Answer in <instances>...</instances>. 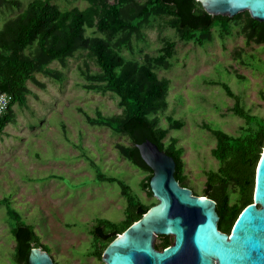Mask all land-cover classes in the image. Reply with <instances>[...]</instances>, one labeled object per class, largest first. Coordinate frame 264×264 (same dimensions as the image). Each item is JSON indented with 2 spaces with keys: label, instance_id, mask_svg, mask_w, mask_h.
<instances>
[{
  "label": "rangeland",
  "instance_id": "374dc122",
  "mask_svg": "<svg viewBox=\"0 0 264 264\" xmlns=\"http://www.w3.org/2000/svg\"><path fill=\"white\" fill-rule=\"evenodd\" d=\"M18 1L19 6L0 5V24L29 0ZM52 2L61 8L88 5L86 0ZM166 40L175 41V46L171 66L156 69L159 77L170 79L168 103L158 113L159 123L168 126V115L183 121L180 128L168 131L164 141L177 137L183 148L185 181L193 193L204 195L206 171L218 167L211 153L216 138L204 125L231 134H238L245 125L231 110L234 98L221 84L210 81L226 82L246 109L264 117V43L248 42L241 23L234 21L230 34L222 38L214 30L212 41L198 45L181 40L164 17H156L122 51L126 57L143 59L147 54L158 55ZM83 53L76 52L66 65L57 60L49 64L64 72L62 79L37 72L43 87L28 80L25 105H13L15 119L0 132V264H17L12 258V211L35 227L54 262L106 264L88 254L96 246L90 229L97 218L121 221L126 201L118 182L99 180L98 172L125 181L143 202L157 200L139 186L147 172L116 147L118 142L128 144V137L87 122L84 111L94 116L97 111L111 114L122 108L115 93L81 85L85 82L80 71ZM249 54L257 56L252 63L246 61ZM89 65L92 71L98 68L92 60ZM159 241L157 236L155 245Z\"/></svg>",
  "mask_w": 264,
  "mask_h": 264
},
{
  "label": "trees",
  "instance_id": "16d2710c",
  "mask_svg": "<svg viewBox=\"0 0 264 264\" xmlns=\"http://www.w3.org/2000/svg\"><path fill=\"white\" fill-rule=\"evenodd\" d=\"M86 1L88 5L84 8H61L52 0H29L21 11L0 24V92L12 96L0 113V132L15 119L13 105H25L30 91L28 80L43 87L44 83L35 77L37 72L62 79L64 72L50 68L49 64L57 60L66 65L68 58L84 51V65L80 66V71L85 82L81 85L101 93H115L122 108L120 112L111 114L97 111L94 116L84 111L87 122L107 126L113 132L128 137V144L118 142L116 147L122 156L147 172L139 181L140 188L147 194L153 195L149 184L153 170L136 146L146 139L174 157L175 176L181 185L189 187L185 181L182 146L175 136L164 141L168 131L180 128L183 121L168 115V126L164 127L160 125L158 116L168 103L170 79L159 77L156 69L171 66L169 58L175 41L166 40L158 55L147 54L143 59L126 57L122 50L156 17H164L167 26L174 28L181 40L198 45L212 41L214 30L224 38L231 33L234 21L241 23L248 42L264 43V21L253 18L248 10L232 16L211 14L200 0ZM6 2L19 6L18 0H0V5ZM254 58L257 56L249 54L247 63H252ZM90 60L95 62L97 70L90 69ZM210 82L221 84L227 95L234 98L231 110L245 121L238 134L204 125L216 138L211 153L218 160V167L206 171L203 192L216 202L219 228L231 231L243 208L253 202L256 167L264 147V117L246 109L240 95L226 82ZM97 178L117 181L126 201L125 216L121 221L97 218L91 226L90 233L96 246L88 254L102 259L107 245L157 200L143 202L125 181L102 172L97 173ZM231 194L235 195L233 200ZM11 217V233L15 239L12 258L15 263L28 264L32 247L49 250L32 224L20 219L17 212L12 211ZM158 238L160 241L156 247L169 245V235L160 234Z\"/></svg>",
  "mask_w": 264,
  "mask_h": 264
},
{
  "label": "water",
  "instance_id": "95a60500",
  "mask_svg": "<svg viewBox=\"0 0 264 264\" xmlns=\"http://www.w3.org/2000/svg\"><path fill=\"white\" fill-rule=\"evenodd\" d=\"M211 14L232 16L248 10L264 21V0H200ZM151 167L149 184L156 203L105 248L106 264H264V147L257 163L253 202L247 204L229 233L218 226L216 202L193 193L175 176L176 161L146 139L137 143ZM172 234L160 249L155 238ZM28 264H55L50 253L32 247Z\"/></svg>",
  "mask_w": 264,
  "mask_h": 264
},
{
  "label": "built area",
  "instance_id": "2783aa9c",
  "mask_svg": "<svg viewBox=\"0 0 264 264\" xmlns=\"http://www.w3.org/2000/svg\"><path fill=\"white\" fill-rule=\"evenodd\" d=\"M12 99V96L8 93H1L0 92V113L3 112L10 100Z\"/></svg>",
  "mask_w": 264,
  "mask_h": 264
},
{
  "label": "flooded vegetation",
  "instance_id": "af4514ba",
  "mask_svg": "<svg viewBox=\"0 0 264 264\" xmlns=\"http://www.w3.org/2000/svg\"><path fill=\"white\" fill-rule=\"evenodd\" d=\"M224 231H226V230H224ZM226 232L229 233L230 231H226ZM169 237H170V236H169ZM173 241H174V237H173V239H172V237H170L169 245L172 244ZM155 246H156V245H155ZM157 248L162 249L163 247H157Z\"/></svg>",
  "mask_w": 264,
  "mask_h": 264
}]
</instances>
